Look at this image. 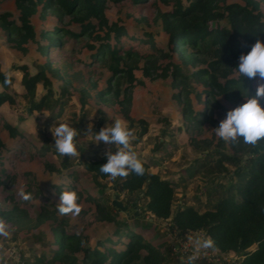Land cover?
Returning a JSON list of instances; mask_svg holds the SVG:
<instances>
[{
    "label": "rangeland",
    "instance_id": "obj_1",
    "mask_svg": "<svg viewBox=\"0 0 264 264\" xmlns=\"http://www.w3.org/2000/svg\"><path fill=\"white\" fill-rule=\"evenodd\" d=\"M256 1L260 3L264 17V0ZM151 2L133 5L127 1H107L104 14L110 25L126 28L136 39L144 41L147 34L151 35L153 43L146 45L147 49L150 46L161 49L166 36L162 22L157 18V10L146 8ZM158 6L167 10L161 4ZM7 15H11L10 20L18 17L16 0H0V64L3 71L13 77L8 92L23 91L20 66H27L32 74L44 69L47 61L38 48L48 41L42 38V34L59 28L65 32L51 52L50 67L55 72L47 73V77L53 97L57 99L63 95L67 105L63 115L55 120L48 119V112L39 115L28 113V103L19 96H13L14 103L5 104L0 109L4 121L14 125L28 138L26 144H21L19 138L11 137L0 127V140L7 148L0 155L3 164L1 166L0 163V169L3 168L11 176L0 187V211L15 218V223L0 221V264H35V258L43 254L51 259L50 251L54 245L52 228L61 221L65 222L61 226L67 232L82 234L92 244L102 239L106 240V246L124 250V246L114 243L117 241V237L113 236L115 225L101 219L97 200L105 207L111 206L119 222L127 223L150 245L165 253L169 264H241L240 257L234 254L224 255L212 250L204 233L178 232L170 219L162 221L146 214L137 222L138 209L129 203L130 207L125 210L124 204L128 202L124 194H119L117 185L129 164L145 162L150 173L173 183L176 194L174 208L192 206L201 213L211 210L221 193L216 190L211 192L212 185L206 187L203 170L189 178L188 169L196 159H202L209 152L218 150L229 154L228 142L234 136L235 125L241 126L250 138L264 133V122L246 105V94L230 91L228 96L216 94L214 99H208L206 92L209 87L200 77L193 75L199 69H207L210 59L199 57L195 61L189 52H185L188 63L183 70L189 76L191 89L188 101L200 112L207 103L211 108L207 123L201 129L187 131L181 118L187 100L171 76L165 79L145 77L142 72L144 59L137 61L133 58L121 63L124 73L120 75L113 74L103 62L92 63L95 51L90 47H99L102 41L97 37L103 33L74 37L67 31L78 33L79 26L68 18L59 17L57 12L44 9L42 5L31 18L35 40L19 44V38L3 27ZM144 19L146 22H142ZM55 38L51 36L52 40ZM131 43L126 42L127 45H136L138 50V42ZM257 50L260 74L252 82L251 89L257 97L264 98V48L258 46ZM174 62L181 65L176 56ZM129 68H133V85L125 72ZM236 77L237 73H234L229 79ZM219 81L224 83L225 79L220 77ZM126 90L131 94L129 106L120 103ZM44 93L46 88L40 83L36 98ZM178 95L179 98H176ZM83 114L86 118L81 121ZM166 122L169 124L167 129ZM144 130L146 133L141 136ZM193 138L198 148L193 144ZM158 142L166 145L156 151ZM66 153L70 156L68 169L61 166ZM101 157L110 160L111 176L106 180H95L87 174L84 163ZM72 173L75 176H70ZM56 184H62L61 191L55 190ZM67 184H72L74 189ZM72 192L74 195H71ZM93 198L96 200L92 201ZM114 203L123 206V209H118ZM42 209L53 212L56 221L47 220L34 227L35 223L29 221H34ZM40 237L42 240H39ZM122 240L125 243L127 239ZM46 243L49 246H45ZM58 246V243L55 244V248Z\"/></svg>",
    "mask_w": 264,
    "mask_h": 264
},
{
    "label": "trees",
    "instance_id": "obj_2",
    "mask_svg": "<svg viewBox=\"0 0 264 264\" xmlns=\"http://www.w3.org/2000/svg\"><path fill=\"white\" fill-rule=\"evenodd\" d=\"M107 1H127L133 5H144L149 0H16L18 17L10 20L11 15H7L3 27L9 30L12 36L19 38V44L34 41L36 35L31 18L42 5L44 9L57 12L59 17L68 18L71 23L78 25V33L67 31L74 37L86 33H103L97 37L102 41L99 47H90L95 51L92 63L103 62L113 74L120 75L124 73L120 67L121 63L133 58L137 61L144 59L145 67L142 72L145 77L165 79L168 75L171 76L187 100L181 112L187 131L191 128L201 129L207 123L211 108L207 103L200 112L188 101L191 89L188 85L189 76L183 70V66L188 63L184 53L189 52L195 61H198L199 57H208V68L199 69L193 75L200 77L209 87L206 97L214 99L216 94L228 96L230 91L246 94V105L264 122V98L257 97L251 89L252 82L260 74L257 67L260 62L257 48H264V17L258 1L152 0L146 8L157 10V18L162 22L166 39L161 49L155 46L146 48V45L153 43L149 34L143 41L136 39L124 27L110 25L104 14ZM158 4L167 10H161ZM142 22H146V19ZM64 32L54 28L52 32L42 34V38L48 41L46 45L38 48L47 61L43 70L32 74L27 66L19 67V70L23 71V91L8 92L13 77L5 73L0 64V87L3 88L0 91V109L5 104H13V96H19L28 103L30 114L48 112L50 120L63 115L67 105L66 99L63 95L57 99L53 97L47 73L55 72L50 67V56L55 46L60 43ZM51 36L56 38L52 40ZM127 41L132 42L131 44L138 42L140 47L137 50L136 45H127ZM175 56L181 60V65L174 62ZM132 70L133 68L125 70L131 85L135 82ZM234 73H237V77L229 79ZM218 74L225 79L224 83H220ZM40 83L45 86L46 93L37 99L36 92ZM118 95L119 91L116 92V96ZM120 103L130 105L129 90H126ZM85 118L86 114H83L81 121ZM165 125L167 129L168 122ZM0 127L11 137L19 138L21 144L27 143L28 138L24 133L5 122L1 115ZM233 130L234 136L228 142L229 154L218 150L209 152L202 159H196L195 164L188 169L189 178L203 170L207 179L206 187L212 185L211 192L216 190L221 193L211 210L201 213L192 206L174 208L176 194L173 183L150 173L145 162L135 161L129 164L117 187L119 194H124L127 199L125 210L130 207L129 203L138 209L139 216L135 217L137 222L146 214L162 221L170 219L173 228L178 232L204 233L209 238L212 250L224 255L234 254L240 257L241 264H264V133L260 132L250 138L241 126L235 125ZM145 133L144 130L140 135ZM165 133L166 131L163 132ZM193 140L194 138V144ZM165 145L158 142L155 150L158 151ZM194 145L199 147L198 144ZM4 149L7 148L0 140V155ZM42 150L45 151L44 148ZM69 159V153L64 154L62 168L70 167ZM0 163L2 164V161ZM84 167L87 174L92 175L95 180H106L111 176V163L107 157L85 161ZM70 176L75 175L72 173ZM10 178L11 176L1 168L0 187ZM61 186L62 184H56L54 188L59 192L62 190ZM67 186L74 189L72 184ZM210 191L207 190L208 194H211ZM71 195H74L73 192ZM95 200L93 198L92 201ZM96 204L101 219L115 225L113 236L117 237V241L114 243L124 246V250L106 246V240L102 239L95 240L92 244V241L82 234L67 232L61 226L65 222L61 221L52 228L54 245L50 251L51 259H47L43 254L35 258V264H169V257L165 253L150 245L142 235L130 229L127 223L119 222L117 213H114L111 206L105 207L100 200H97ZM47 220L55 222V215L42 209L36 219L29 222L38 227ZM0 221L15 223V218L5 211H0ZM123 238L127 239L125 243ZM57 243L59 246L55 248ZM45 246H49V243Z\"/></svg>",
    "mask_w": 264,
    "mask_h": 264
},
{
    "label": "water",
    "instance_id": "obj_3",
    "mask_svg": "<svg viewBox=\"0 0 264 264\" xmlns=\"http://www.w3.org/2000/svg\"><path fill=\"white\" fill-rule=\"evenodd\" d=\"M114 205H115L118 209H123V206L119 205L118 203H114Z\"/></svg>",
    "mask_w": 264,
    "mask_h": 264
}]
</instances>
